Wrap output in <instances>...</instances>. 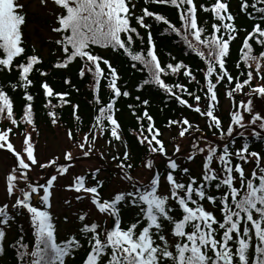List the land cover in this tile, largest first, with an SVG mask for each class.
Masks as SVG:
<instances>
[{"label": "snow or ice", "instance_id": "1", "mask_svg": "<svg viewBox=\"0 0 264 264\" xmlns=\"http://www.w3.org/2000/svg\"><path fill=\"white\" fill-rule=\"evenodd\" d=\"M40 2L51 8L54 17L50 31L56 46L52 55H57V60L52 67L68 70L79 62L78 76L81 80L90 76L93 104L97 106L90 126L82 132L79 105H71L76 130L69 128L67 138L84 156L93 153L102 137H107L108 145L122 144L125 151L112 159L120 161L116 166L123 173L124 185L106 198L101 192L105 182L99 179V168L90 179L73 173L71 182L63 187L74 196L66 198L64 204L71 208L73 200L80 204L87 201L89 207L72 213L74 230L60 238L57 221L61 217L52 211L53 194L57 181L70 174L75 157L67 150L64 161L68 163H61L59 156L42 163L31 132L24 134L21 150L11 142L10 136L18 134L14 129L21 125L37 132L31 77L34 73L47 77L49 72L40 67L43 60L35 46L31 54L25 47V5L19 0H0V73L17 74L15 82L0 84V121L11 125L0 128V150L15 159L6 176L5 201L0 204V256L5 254L8 233L15 226L19 235L9 247L17 264H70L81 253L80 264H264V147H254L264 145V108L258 111L254 104L257 98L264 102V0L240 2V12L253 21L250 31L237 26L229 0L199 5L196 0H144L145 5L175 8L179 26L147 6L137 15L133 0ZM201 11L209 14L203 22L198 16ZM149 18L154 23H147ZM154 24H162L165 33L179 38L201 65L194 71L171 53L170 61L162 62L153 36ZM241 31L245 35L234 75L227 66L230 46ZM97 49L129 58L133 69L146 74L137 91L154 87L169 101L198 114L214 139L186 116L169 119V129L178 126L174 139L189 140L185 151L177 143L169 155L159 138L161 130L149 114V100L144 99L142 114L133 110V115L139 126L134 134L146 151L141 167L148 176L143 181L134 177L131 153L116 117L117 102L131 93L122 90L117 69ZM181 76L186 82L179 79ZM173 77L176 79L170 80ZM102 81L110 92L106 103L100 95ZM63 82L79 91L70 77ZM221 87L231 102L227 125L216 114ZM8 88L20 90L26 102L19 118ZM40 88L46 114L56 126L61 117L55 109L71 104V91L56 92L46 79ZM237 96L244 99L237 100ZM54 98L58 103H53ZM198 158L199 171L194 174L188 165ZM156 160L163 161L162 171ZM249 165L251 171L247 170ZM37 168L42 174L34 179L32 173ZM125 210L134 211L128 220ZM21 218L27 219V230ZM62 222L70 223L69 216H63Z\"/></svg>", "mask_w": 264, "mask_h": 264}, {"label": "trees", "instance_id": "2", "mask_svg": "<svg viewBox=\"0 0 264 264\" xmlns=\"http://www.w3.org/2000/svg\"><path fill=\"white\" fill-rule=\"evenodd\" d=\"M19 2L21 3L22 0H19ZM213 2L214 0H196V3L198 5L202 3L210 4ZM240 2L241 0H229L230 11L237 17V26L240 28H247L250 31L253 25V21L249 20L247 16L240 12ZM133 3L136 4L135 11L137 15L141 14V9L147 6L149 7L150 11L158 12L165 15L170 21L176 23L177 26H179L178 12L175 8L155 4L145 5L144 0H133ZM24 11L27 14V23L24 27V38L26 41L25 47L28 49L29 54H31L32 46H35L36 54L39 55L43 60V64L40 65V67L49 72V75L47 77H40L38 74L35 73L31 77L35 83V86L30 89L32 94L35 96L34 112L37 132H34V134H37L38 136H40L41 134L54 135L58 130H61L67 134V130L69 128L75 131L76 121L73 119L72 116V104L79 105L78 115L83 120V124L81 125V131L86 132L88 127L90 126V123L93 120L97 107L93 104V93L90 88V76H86L83 80L79 78V62L70 65L68 70L54 69L52 65L56 62L57 55H52V52L55 50L56 47L54 43L51 42L53 38L46 40L40 34L41 28L43 29L45 27H48L50 34H52L54 37V34L50 31V26L53 24L54 20L47 16L42 18L38 17L37 15L31 14L29 13L28 9H26V7L24 8ZM198 16L199 20L203 22L206 18L209 17V14L203 13L201 11L198 13ZM146 22L154 23L151 18L147 19ZM31 27H33L34 29L32 33L30 31ZM163 28L164 26L162 24H154L152 29L153 36L157 45V52L161 61L165 63L169 62V53H171V55L175 56L177 60H183L185 63L189 64L195 71L201 65L202 62L199 61V59L194 55V53H189L186 47L182 46L179 38L174 37V34L165 33L163 31ZM140 31L142 32V34H145L146 37L145 30L141 29ZM244 35L245 33L241 31L237 41H234L230 46V59L228 61L227 66L233 72L234 75L237 73V70L235 69L234 65L238 61L239 49L241 47V41ZM34 39H37V41L40 43L39 46L34 42ZM97 51L100 55H103L105 58L109 59L112 65L117 69L121 78L119 84L122 87V90H127L131 93L130 97H121L117 102L116 107L118 110L116 112V117L122 126V135L125 141L127 142L128 150L131 153V162L134 165L132 175L134 177H136L138 170L142 168L141 161L145 158L146 151L145 148L138 143L136 135L134 134V130H137L139 126L137 123L136 116L133 115V110H135L138 115L142 114L144 108L142 101L144 99L149 100V114L153 116L156 127L161 130L162 135L159 138L162 139L164 144L166 145V149L169 155L173 153L175 144L181 142L183 143L188 140L187 138H185L184 140L174 139V137H177L178 135V126H173V128L169 129L167 127V121L169 119H178L182 116H186L190 121L198 123L199 126L204 129L205 134L209 138L214 139L212 137V133L208 131L205 126V119L200 117L198 114L192 113L190 110L182 108L174 101H169L162 92H160L154 87H145L142 91H137V86L142 83L144 78H146V74L133 69L131 67V61L129 58H127L120 52H113L111 50L97 49ZM102 67L106 69V66L102 65ZM197 75L199 76L200 74L197 73ZM68 77L71 78L72 84L75 85V88L79 89L78 92L74 89H70L68 85L64 84V79ZM16 79L17 74L15 71L11 74L0 73V84L7 85L9 83L15 82ZM45 79L54 88L56 92L71 91V96L68 98L71 100V104L65 105L62 108L55 109V111L61 117L60 123L56 126H53L51 124L50 118L46 114L48 110L43 106L45 103V98L43 96L42 89L40 88V83ZM175 79L176 78L174 77L170 78V80ZM179 79L182 82H186L182 76ZM7 90L14 101V110L17 115V118H19V116L22 115V109L24 104L26 103L22 98V92L20 90L13 92L10 88H8ZM192 90L196 91L197 89L195 86H193ZM100 95L106 103L110 96V92L107 89L105 82L103 81ZM218 95L220 103L216 114L219 115L224 120L225 125H227L229 121V111L231 108V102L229 101V99L226 98L225 89L223 87L219 89ZM136 96H140V101H137L135 99ZM240 99H244V97L237 96V100ZM256 101H259V98L255 99L254 102ZM53 103H58V100L54 98ZM130 104L133 105V108L131 109L128 107ZM146 125L147 122L145 121V126ZM6 126H11L8 121H0V128H5ZM29 130H32L30 126L21 125L20 129H14V133L18 134L11 135V137L16 138L17 136H24V134L27 133ZM77 139H79V136L77 137ZM106 140L107 137L100 138L96 145L97 150H94L92 154L97 155L99 152L102 151L103 153H99L101 156H103V154L107 155L106 163L111 169L102 168L99 172V179L105 182L103 189H101V192L102 195L107 198L110 194L113 193L111 188L114 187L112 184L114 179L117 177H122V174L120 172L116 171L115 169H112L120 162L119 160H113L112 157L122 155V153L125 151V147L122 144L108 145ZM181 145V151L183 152L186 147H184V144ZM254 147H256L258 150L260 147H264V145L256 144L254 145ZM156 164L160 166V169L162 171L163 161L158 160ZM199 165L200 161L198 158L195 163H192L188 166L191 167L193 173L195 174L199 171ZM251 167V165L247 166V170L251 171ZM115 168L118 167L116 166ZM90 176L91 173H89L87 177H89L90 179ZM133 214V210H125V220L130 219ZM217 215H219V213H217ZM20 222L23 223L25 229L27 230V219L21 218ZM72 231H65L62 235L59 233V236L62 239L67 233ZM18 235L19 233L16 227L14 226L13 230L8 233L5 242L6 251L3 256H0V264H17L16 254L13 249L9 247V245L18 237ZM82 255L83 253L78 255L76 260L71 261L70 264H80V259Z\"/></svg>", "mask_w": 264, "mask_h": 264}, {"label": "rangeland", "instance_id": "3", "mask_svg": "<svg viewBox=\"0 0 264 264\" xmlns=\"http://www.w3.org/2000/svg\"><path fill=\"white\" fill-rule=\"evenodd\" d=\"M22 4L25 5L26 9H28L29 13L37 15L38 17H50L54 20L53 15L51 14V8L44 7L40 0H22ZM31 33L34 31L33 27L30 28ZM40 34L43 36L44 39H52L54 38L52 34H50L48 27L41 28ZM34 42L39 46L40 43L37 41V39H34ZM256 110H261V108H264V102H262L260 99L259 101L254 102ZM28 132H31L33 142L35 143L36 147V155L37 158L43 163L47 162L49 159L59 156L60 162L65 163L64 161V152L67 150H71L73 153V156L76 159H82L85 157L80 150L76 147L75 143L72 141H69L67 138V134L61 130H58L54 135L53 134H44L38 136L37 134H34L32 130H29ZM11 142L13 143L14 147L19 151L22 148V142L24 139V136H17L16 138H13L10 136ZM179 144H184V147H188V140L185 142H181ZM184 149V151L186 150ZM95 150L97 148L95 147ZM4 150H0V204H2L5 201V182H6V176L10 172L11 168L14 166V161L11 159V157L3 152ZM99 153H103L102 151ZM97 154V157L104 158L107 160V155L101 156L100 154ZM93 154L90 155V157H93L88 160H84L83 162L77 161V163L73 164V166L70 168V174L66 178H60L57 181V187L54 189L53 194V213L59 217H61V220L57 221L59 225V233L62 235L65 231H72L74 230L75 225V217L72 216V213L75 212L77 209H87L89 207V204L87 201H85L83 204L77 203L73 200V206L69 208L64 204V200L66 198H72L74 196V193L67 192L64 190V185H67L71 182L72 174H82V175H89V173L95 172L97 168L102 169L105 163L102 164L97 160V157ZM73 160V161H74ZM158 160H156L157 162ZM116 167V166H115ZM49 171V170H44ZM42 174L41 170L38 168L35 172L32 173V176L34 179H38L39 175ZM148 176V173L143 169H139L136 178L140 179L141 181L145 180ZM43 182V181H41ZM113 186L112 192L118 191L121 189V187L124 185V182L122 181L121 177H117L112 182ZM68 215L70 219V223L64 224L62 222L63 216ZM95 219V217H93Z\"/></svg>", "mask_w": 264, "mask_h": 264}]
</instances>
